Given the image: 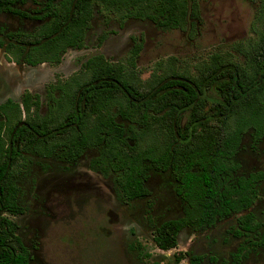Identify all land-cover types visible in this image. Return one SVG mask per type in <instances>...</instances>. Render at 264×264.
<instances>
[{
	"label": "trees",
	"instance_id": "1",
	"mask_svg": "<svg viewBox=\"0 0 264 264\" xmlns=\"http://www.w3.org/2000/svg\"><path fill=\"white\" fill-rule=\"evenodd\" d=\"M202 1L0 0V11L40 23L32 32H2L0 49L18 65L58 66L69 50L86 48L96 14L121 27L151 22L195 39ZM244 1L255 6L250 34L195 63L162 60L140 84L124 64L97 54L82 66L86 80L50 84L45 100L27 91L21 104L0 105V264L32 260L11 219L27 212L20 179L35 160L26 155L75 164L88 150H98L93 170L112 177L129 205L152 197L151 172L172 176L183 217L154 226L161 251L177 249L185 230L207 231L232 218L235 238L264 249V223L251 212L264 172L242 175L239 161L247 135L253 143L264 139V0ZM142 49L141 41L130 51L133 68ZM243 249L222 264H241ZM186 257L191 264L206 259L189 252L177 262Z\"/></svg>",
	"mask_w": 264,
	"mask_h": 264
},
{
	"label": "rangeland",
	"instance_id": "2",
	"mask_svg": "<svg viewBox=\"0 0 264 264\" xmlns=\"http://www.w3.org/2000/svg\"><path fill=\"white\" fill-rule=\"evenodd\" d=\"M31 7L29 4L25 8ZM254 10L255 6L244 0H203L195 39L181 31L160 30L151 22L130 20L121 27L96 14L86 48L69 50L58 66H20L9 62L5 50L0 49V102L10 96L21 104L27 91L45 100L50 84L76 75L86 80L88 77L80 73L82 66L97 54L113 64H124L141 84L162 60L195 63L216 49L246 38ZM39 25L0 11V33L32 32ZM141 41L143 49L133 68L128 57ZM41 112L46 114V105ZM97 155L98 150H88L75 164L26 155L35 160L20 179L21 204L27 212L11 219L31 251V264H191L188 257L177 262L180 254L189 252L206 256L201 264H222L232 260L242 247L241 264H264V249L253 248L231 234L235 218L203 232L185 230L177 249L161 251L153 239L154 226L183 217L174 179L169 173L151 172L147 185L152 197L129 205L119 199L112 177L93 170ZM239 161L242 175L264 172V139L253 143L247 135ZM251 212L264 223V182L258 187Z\"/></svg>",
	"mask_w": 264,
	"mask_h": 264
},
{
	"label": "flooded vegetation",
	"instance_id": "3",
	"mask_svg": "<svg viewBox=\"0 0 264 264\" xmlns=\"http://www.w3.org/2000/svg\"><path fill=\"white\" fill-rule=\"evenodd\" d=\"M1 12H2V11H1ZM2 13H5V12H2ZM5 14H7V13H5ZM8 15H10V14H8ZM11 16H13V15H11ZM14 17H15V16H14ZM19 19H20V18H19ZM36 28H37V27H36ZM36 28H35V29H36ZM35 29H34V30H35ZM16 31H18V30H16ZM2 32H3V31H2ZM2 32H1V33H2ZM9 32H13V31H9ZM1 33H0V34H1ZM5 33H7V32H5ZM15 64H16V63H15ZM17 65H18V64H17ZM20 66H26V65H20ZM24 94H25V93H24ZM24 94H23V96H24ZM9 100H13V101H15L12 97L9 96L8 98H4V99H2V101L0 102V105L4 104L5 102H7V101H9ZM15 102H16V101H15ZM17 103H18V102H17ZM227 221H228V220H227Z\"/></svg>",
	"mask_w": 264,
	"mask_h": 264
}]
</instances>
